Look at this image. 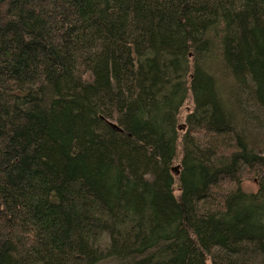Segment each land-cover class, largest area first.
Masks as SVG:
<instances>
[{
  "label": "trees",
  "instance_id": "trees-1",
  "mask_svg": "<svg viewBox=\"0 0 264 264\" xmlns=\"http://www.w3.org/2000/svg\"><path fill=\"white\" fill-rule=\"evenodd\" d=\"M0 264H264V0H0Z\"/></svg>",
  "mask_w": 264,
  "mask_h": 264
},
{
  "label": "rangeland",
  "instance_id": "rangeland-1",
  "mask_svg": "<svg viewBox=\"0 0 264 264\" xmlns=\"http://www.w3.org/2000/svg\"><path fill=\"white\" fill-rule=\"evenodd\" d=\"M194 109V103H193V98L192 95L190 94L186 104L184 105V107L182 108V112H181V119L179 120L180 126H181V132L185 133L187 131V127L185 126V121L187 118V115ZM185 118V119H184ZM251 173V172H249ZM248 176L246 177H252L250 176L251 174H247ZM242 186L244 188L245 191L247 192H256L258 190V184L256 183L255 180H245L244 183H242ZM229 187H233V185H229L228 183H226L224 185V188L228 189Z\"/></svg>",
  "mask_w": 264,
  "mask_h": 264
},
{
  "label": "bare ground",
  "instance_id": "bare-ground-1",
  "mask_svg": "<svg viewBox=\"0 0 264 264\" xmlns=\"http://www.w3.org/2000/svg\"><path fill=\"white\" fill-rule=\"evenodd\" d=\"M187 127V126H186ZM181 128V127H180Z\"/></svg>",
  "mask_w": 264,
  "mask_h": 264
}]
</instances>
